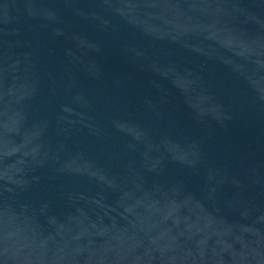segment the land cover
I'll return each mask as SVG.
<instances>
[{
	"label": "water",
	"instance_id": "95a60500",
	"mask_svg": "<svg viewBox=\"0 0 264 264\" xmlns=\"http://www.w3.org/2000/svg\"><path fill=\"white\" fill-rule=\"evenodd\" d=\"M0 264H264V0H0Z\"/></svg>",
	"mask_w": 264,
	"mask_h": 264
}]
</instances>
